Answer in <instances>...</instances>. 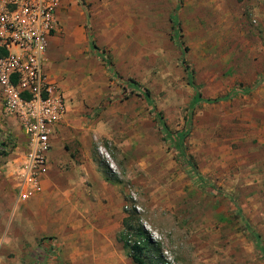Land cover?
Masks as SVG:
<instances>
[{
  "label": "rangeland",
  "instance_id": "374dc122",
  "mask_svg": "<svg viewBox=\"0 0 264 264\" xmlns=\"http://www.w3.org/2000/svg\"><path fill=\"white\" fill-rule=\"evenodd\" d=\"M239 1L72 0L81 80L91 85L85 142L104 182L79 176L85 195L73 199L70 220L62 215V235L28 243L47 260L24 264H135L123 241L139 228L153 264H264V28ZM129 79L149 90L150 103L130 92ZM1 143L3 250L23 215L5 163L24 145L16 135Z\"/></svg>",
  "mask_w": 264,
  "mask_h": 264
},
{
  "label": "crops",
  "instance_id": "0c3cea01",
  "mask_svg": "<svg viewBox=\"0 0 264 264\" xmlns=\"http://www.w3.org/2000/svg\"><path fill=\"white\" fill-rule=\"evenodd\" d=\"M238 3L246 5L245 8L247 7L246 9L250 11L249 15H252V18L261 23L264 28V0H241ZM70 7H72V0H61L57 10L59 31L62 29V22L65 23V27L69 26V29L64 37L60 35L59 31L51 36L45 61L49 80L57 82L65 94L67 110L51 136V149L48 154L49 173L41 181V191L14 207L15 211L17 209L18 212L23 211V215L18 220L19 222H16L17 228H8V232L11 233L6 246L3 242L4 249L0 250V264H24L26 261L43 262L47 260V256L44 255L46 249L38 247V254L34 257L29 251L28 243L32 242V238L36 236L58 237L62 235L65 228L62 215L64 217L68 215L70 220L69 213L74 209L73 199L85 195L81 196L80 190L83 184L81 179L94 181L99 187H103V178L95 172L88 159L89 151L85 142L88 131L85 124L88 118L85 116L87 108L83 104V98L84 92L89 93L91 85H84L81 80V76H85L86 73V67L83 65L81 57L84 48L80 49L82 29L77 24L80 19L67 16ZM245 21L249 22L248 19ZM92 47H94L93 44ZM13 135L18 136L21 142L23 141L18 122L13 116L3 114L0 102L1 145L4 142L7 143V139L11 140ZM20 158V152L18 154L16 152L13 159L11 156L10 159L8 158L9 161L7 160L5 163V176L9 177L10 174L15 173ZM61 166L70 167L71 174L61 172ZM80 171L83 172L80 174ZM14 186L16 189V179ZM69 220L66 229L71 231L72 224ZM12 253L13 255H11Z\"/></svg>",
  "mask_w": 264,
  "mask_h": 264
},
{
  "label": "built area",
  "instance_id": "2783aa9c",
  "mask_svg": "<svg viewBox=\"0 0 264 264\" xmlns=\"http://www.w3.org/2000/svg\"><path fill=\"white\" fill-rule=\"evenodd\" d=\"M61 0H0V102L23 135L15 171L17 202L41 191L49 173L51 136L67 110L57 82L49 80L45 61L50 38L59 31Z\"/></svg>",
  "mask_w": 264,
  "mask_h": 264
},
{
  "label": "trees",
  "instance_id": "16d2710c",
  "mask_svg": "<svg viewBox=\"0 0 264 264\" xmlns=\"http://www.w3.org/2000/svg\"><path fill=\"white\" fill-rule=\"evenodd\" d=\"M178 30H179V25L175 20H173V31L178 32ZM175 39H178L177 40L178 43L182 45V41L180 40V37L176 36ZM184 49H186V48H183L182 51ZM180 61H181V64L183 65L184 69L187 71L188 76L190 77L192 71L190 70L187 61L184 59L183 54H182ZM124 82L126 84V87L130 90V92L137 90L139 92V95H141V97L144 100H146L149 103L151 102L150 98H149L150 93H149L148 89L143 88V87H138L139 85L136 84L134 82V80L129 79V80L124 81ZM190 84H193V83L190 82ZM193 87L195 88V96H194L195 97L194 101H195L200 96V92L198 91V88L196 86H193ZM215 101H217V99L210 100V102H215ZM155 115L157 116V120H158L160 128L161 129L165 128L164 123L161 122V120H160L159 114L155 113ZM123 224H124L125 229L132 228L131 224L128 223L126 219L124 220ZM138 231H139V233H138L139 237L136 240L131 241L130 239H125L123 241V245H124V247H126L128 249L129 256H130L133 263H135V264H153L152 259L149 258V256H147V252H146V249L149 248V242H150L149 237L140 228L138 229Z\"/></svg>",
  "mask_w": 264,
  "mask_h": 264
}]
</instances>
